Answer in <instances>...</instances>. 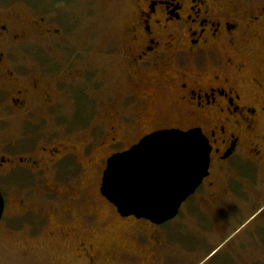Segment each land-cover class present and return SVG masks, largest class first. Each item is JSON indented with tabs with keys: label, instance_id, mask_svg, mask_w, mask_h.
Returning a JSON list of instances; mask_svg holds the SVG:
<instances>
[{
	"label": "flooded vegetation",
	"instance_id": "flooded-vegetation-1",
	"mask_svg": "<svg viewBox=\"0 0 264 264\" xmlns=\"http://www.w3.org/2000/svg\"><path fill=\"white\" fill-rule=\"evenodd\" d=\"M112 3L105 23L118 12L126 23L107 38L106 27L64 37L57 17L21 20L0 10V228L45 237L88 264L113 248L114 237L102 238L119 234L145 253V264H170L159 226L123 218L99 195L97 161L158 129L190 128L212 149L210 175L193 196L196 231L211 236L213 226L226 232L248 219L222 241L228 264H264V0ZM37 40L54 54L30 53ZM14 123L22 126L16 134ZM105 205L114 213L104 214ZM124 245L114 249L130 259L117 248Z\"/></svg>",
	"mask_w": 264,
	"mask_h": 264
},
{
	"label": "rangeland",
	"instance_id": "rangeland-1",
	"mask_svg": "<svg viewBox=\"0 0 264 264\" xmlns=\"http://www.w3.org/2000/svg\"><path fill=\"white\" fill-rule=\"evenodd\" d=\"M16 11L21 20L28 17L37 15L38 17H57L56 29H62L64 37H91L92 33L98 29H103L100 37H110V35L123 28L126 23L125 15L119 12L115 15L113 21L107 25L105 23V17L108 13L111 15L114 10V3L112 0H0V10ZM115 12V10H114ZM85 13L87 17L83 18ZM94 13V17L90 18V14ZM82 19V25L77 21ZM76 20V21H75ZM107 25V26H106ZM35 46L31 47L30 53H38L44 57H48L54 54L52 47L45 45L42 41H34ZM102 44V43H101ZM100 49V48H98ZM121 79V77H119ZM118 78V79H119ZM68 79V78H67ZM80 81H77L75 85H80ZM109 87L106 85V88ZM97 92V91H95ZM107 94L111 93L106 91ZM77 96L81 98V93L78 90ZM97 98L98 94L93 95ZM93 103V102H91ZM81 102L77 103V107H81ZM94 104V103H93ZM95 105V104H94ZM74 107V101L68 103L66 106V112L71 113ZM93 108H95L93 106ZM101 115V114H100ZM102 115L105 113L102 109ZM30 128V127H28ZM22 126L18 123H14L11 127L13 133H17V130H21ZM33 132V130H32ZM197 199L192 197L187 201L180 212V215L175 220L157 228L160 230V235L164 237L162 240L167 245L169 251L168 255L170 264H228L229 250L226 247V243L222 241L230 236L234 230L239 231L235 236L239 235L245 227H241L240 223L235 227H232L228 231H224L220 226H213L214 233L210 236L205 233L204 230L196 231L197 223L199 222L197 211ZM205 211L203 214H210L206 206H203ZM104 214H113L114 211L111 207L102 206ZM197 215V216H196ZM224 219L223 215H218V220ZM136 221V219H134ZM143 222L151 224L144 220ZM203 228L211 230L207 218L202 219ZM137 224V222H133ZM153 226V225H152ZM155 231V229H153ZM106 235V234H104ZM114 237L113 248L108 251L100 252L99 264H145L146 255L141 253L135 248L134 244H130L127 238L120 239L119 234L111 235L102 238V241L106 243L109 239ZM47 238L42 237L38 239H32L27 235L16 236L14 234L7 233L5 229L0 228V264H88L86 260L77 258V253L72 250H67L64 247H50L47 245ZM46 243H43V242ZM46 244V246H44ZM117 244H126L122 247L123 252H126L129 258H121L118 253L122 250H115L114 247ZM126 246H128L126 248ZM116 248V247H115ZM196 255V256H195Z\"/></svg>",
	"mask_w": 264,
	"mask_h": 264
},
{
	"label": "water",
	"instance_id": "water-1",
	"mask_svg": "<svg viewBox=\"0 0 264 264\" xmlns=\"http://www.w3.org/2000/svg\"><path fill=\"white\" fill-rule=\"evenodd\" d=\"M205 139L206 149L210 150L201 151L194 166L184 161L185 152L182 146L163 136L159 139L153 138L152 141H141V148H132L131 156L122 162H119L120 158H116L119 162L121 178L125 183L130 185L135 181L146 183L157 195L163 197L155 210L144 211L141 214L131 212L127 216L119 214L123 218L135 217L157 226L175 220L182 206L196 194L210 175L212 149L208 139L206 137ZM3 212L4 200L0 192V221Z\"/></svg>",
	"mask_w": 264,
	"mask_h": 264
},
{
	"label": "snow or ice",
	"instance_id": "snow-or-ice-1",
	"mask_svg": "<svg viewBox=\"0 0 264 264\" xmlns=\"http://www.w3.org/2000/svg\"><path fill=\"white\" fill-rule=\"evenodd\" d=\"M211 135L214 137L215 132L213 131ZM162 136L182 146L185 152L184 161L192 166L196 164L201 151L210 150L206 149L207 141L204 133L190 128H178L175 130L158 129L156 134L149 133L148 138L144 139L143 142L146 140L152 141L153 138L159 139ZM141 146L142 143L133 149H140ZM118 147H123V145L118 143ZM132 150L126 152V154L113 151L112 156L107 158L102 156L97 161L100 168L98 173L100 183L99 195L109 201L118 210V213L124 216L129 215L131 212L141 214L144 211L155 210L163 199L146 183L135 181L130 185L125 183L121 178L119 162L131 156ZM116 158H120V161L118 162ZM93 181L95 182V176L93 177Z\"/></svg>",
	"mask_w": 264,
	"mask_h": 264
},
{
	"label": "crops",
	"instance_id": "crops-1",
	"mask_svg": "<svg viewBox=\"0 0 264 264\" xmlns=\"http://www.w3.org/2000/svg\"><path fill=\"white\" fill-rule=\"evenodd\" d=\"M247 220H248V219H247ZM247 220H246V221H244V222H243V224H245V222H247Z\"/></svg>",
	"mask_w": 264,
	"mask_h": 264
}]
</instances>
